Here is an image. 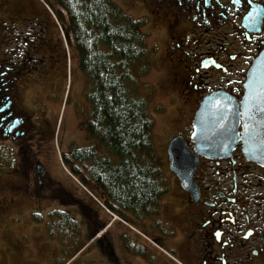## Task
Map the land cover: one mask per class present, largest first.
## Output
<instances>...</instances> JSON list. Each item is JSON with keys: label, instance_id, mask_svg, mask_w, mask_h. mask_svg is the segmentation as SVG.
<instances>
[{"label": "flooded vegetation", "instance_id": "obj_1", "mask_svg": "<svg viewBox=\"0 0 264 264\" xmlns=\"http://www.w3.org/2000/svg\"><path fill=\"white\" fill-rule=\"evenodd\" d=\"M138 1L149 5L146 12L150 8L157 20L167 21L169 60L181 89V100L171 95L151 105L153 141L165 156L170 188L159 216L136 224L151 234L149 242L108 212L76 199L79 210H85L87 231H102L99 241L107 248L108 263L122 264L120 259L126 260L129 246H134L139 249L134 256L144 264L148 261L142 248L150 264H264V165L247 156L241 139L226 155L216 157L204 153L192 138L204 99L218 93L237 103L241 134L248 73L264 50V0ZM56 30L40 0H0V142L11 140L20 152L35 136L31 114L21 107L25 77L39 88L56 89L65 69ZM249 103V119L261 123L264 131V79H252ZM174 139L184 147L180 175L171 167ZM26 161L21 160L23 168L37 171L41 191L45 168L37 160L31 166Z\"/></svg>", "mask_w": 264, "mask_h": 264}, {"label": "rangeland", "instance_id": "obj_2", "mask_svg": "<svg viewBox=\"0 0 264 264\" xmlns=\"http://www.w3.org/2000/svg\"><path fill=\"white\" fill-rule=\"evenodd\" d=\"M40 1L44 3L56 24L57 36L65 55V69L61 71L56 89L39 88L38 82L31 83V79L25 77L21 107L31 114L28 115L35 124V136L28 138L26 142L29 145L24 147L23 152L18 151V146L11 140L0 142V264H88L89 260L99 264H118L111 261L108 263L105 255L107 248L98 238L88 242L86 247L74 254L80 245L77 240L85 244L92 235V232L87 231L85 210H79V202L76 199L104 212L100 202L104 204L105 198L97 186L89 184L86 188L81 178L74 176L70 166L63 162L64 154L70 151L72 145L88 146L97 139L87 136L92 107L85 98L87 79L80 69L78 50L68 40L69 24L60 16L57 0ZM112 1L133 19L140 20L141 26L144 24L141 30L148 35L150 57L149 68L141 78V84L153 91L149 108L154 116L151 105L153 107L157 102L169 99L171 95L181 100L176 67L170 62L167 50V38L170 34L167 21L157 20L149 13L150 8L149 12H146L149 5H139L138 0ZM44 57L51 63V59L45 54ZM35 63L33 65L39 68V64ZM172 111L176 116L178 111L174 108ZM155 141L158 142L156 136ZM157 145L153 141L157 159L169 179L165 156L159 152ZM25 158L30 166L37 160L45 168L41 191L37 171L32 166L23 168L21 160L25 162ZM42 173L41 170L40 178ZM60 188L63 189L62 194ZM88 190L98 200L90 196ZM165 208L167 209V206ZM55 209L67 211L81 224L83 233L79 239L73 240L75 244L71 245L74 247L72 254L69 248L64 252L61 240L50 233L49 214ZM165 216L167 217V214ZM114 226L116 227V224ZM112 232L117 231L112 228ZM145 234L151 236L147 231ZM113 239L117 247L118 240ZM125 257L126 260L120 259L122 264H144L142 258L134 256L133 253L125 254Z\"/></svg>", "mask_w": 264, "mask_h": 264}, {"label": "trees", "instance_id": "obj_3", "mask_svg": "<svg viewBox=\"0 0 264 264\" xmlns=\"http://www.w3.org/2000/svg\"><path fill=\"white\" fill-rule=\"evenodd\" d=\"M57 3L87 79L85 98L92 107L87 136L97 139L88 146L72 145L63 162L84 185L97 186L106 206L130 224L156 218L170 182L153 147L154 119L149 108L153 91L141 84L150 57L148 35L141 30L144 24L112 0ZM49 215L50 233L61 240L64 252L69 248L72 254L73 240L82 233L79 222L67 211L55 209ZM77 241L80 245L74 254L86 247ZM141 254L147 264L152 263L148 251L142 248Z\"/></svg>", "mask_w": 264, "mask_h": 264}, {"label": "water", "instance_id": "obj_4", "mask_svg": "<svg viewBox=\"0 0 264 264\" xmlns=\"http://www.w3.org/2000/svg\"><path fill=\"white\" fill-rule=\"evenodd\" d=\"M249 81L245 84L247 92L242 101L243 130L240 134L239 110L237 103L226 94H212L204 99L194 120L193 141L209 156L226 155L242 140L247 156L264 165V131L263 125L249 119V95L251 81L264 79V50L255 59L248 73ZM245 125H248L247 130ZM174 139L170 145L172 169L180 175L179 167L184 160V147L177 145ZM177 152L176 154H174Z\"/></svg>", "mask_w": 264, "mask_h": 264}, {"label": "snow or ice", "instance_id": "obj_5", "mask_svg": "<svg viewBox=\"0 0 264 264\" xmlns=\"http://www.w3.org/2000/svg\"><path fill=\"white\" fill-rule=\"evenodd\" d=\"M244 127H245V129L247 130V128H248V125H245Z\"/></svg>", "mask_w": 264, "mask_h": 264}]
</instances>
